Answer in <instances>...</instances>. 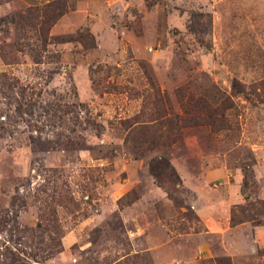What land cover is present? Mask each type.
I'll list each match as a JSON object with an SVG mask.
<instances>
[{
    "label": "rangeland",
    "instance_id": "rangeland-1",
    "mask_svg": "<svg viewBox=\"0 0 264 264\" xmlns=\"http://www.w3.org/2000/svg\"><path fill=\"white\" fill-rule=\"evenodd\" d=\"M0 264H264V0H0Z\"/></svg>",
    "mask_w": 264,
    "mask_h": 264
}]
</instances>
